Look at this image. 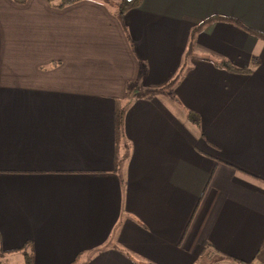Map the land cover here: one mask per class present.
<instances>
[{"label": "crops", "instance_id": "1", "mask_svg": "<svg viewBox=\"0 0 264 264\" xmlns=\"http://www.w3.org/2000/svg\"><path fill=\"white\" fill-rule=\"evenodd\" d=\"M118 2L0 0V264L263 260L264 38L207 22L158 88L264 0Z\"/></svg>", "mask_w": 264, "mask_h": 264}, {"label": "trees", "instance_id": "2", "mask_svg": "<svg viewBox=\"0 0 264 264\" xmlns=\"http://www.w3.org/2000/svg\"><path fill=\"white\" fill-rule=\"evenodd\" d=\"M16 1L17 2H22L24 0H16ZM45 1L48 2L50 5H52L54 7L61 8V7L65 6V5L69 4V3H72L75 0H45ZM140 2H141V0H119V2H118V11L121 13V12L125 11L128 8H132V7L138 6L140 4ZM215 20H226V21L229 20V21L233 22L234 24L238 25V27H240L244 31H246V32H248L250 34H255V35H257V36H259L261 38H264V34L258 33L255 30H253V29L241 24L235 18L224 17V16L223 17L222 16H210V17H207L203 21H201L200 23H198L197 25L192 27V29L190 31V37H189V40H188L187 49H186V51L184 53L183 62L181 63V65H180L178 71L176 72L175 76L171 80H169L163 87L158 88V90L162 91L165 88H168L170 90V88L175 84V82L179 79L181 74L187 68L188 59L190 57V52H191V49H192V46H193V38H194L193 36H194V34L196 32H198L205 23L212 22V21H215ZM217 64H219L221 66L224 65L225 67H227V68H229L231 70L237 69L236 67L231 65L228 61H220ZM240 70L247 71V69H240ZM168 95L171 98L175 99V96L173 95L172 92L169 91ZM121 121H122V111L118 110L117 117H116L117 129H119V127L121 125ZM30 258H31L30 255H26L25 256V263L26 264H30ZM251 262L252 261L247 262L245 264H249Z\"/></svg>", "mask_w": 264, "mask_h": 264}, {"label": "built area", "instance_id": "3", "mask_svg": "<svg viewBox=\"0 0 264 264\" xmlns=\"http://www.w3.org/2000/svg\"><path fill=\"white\" fill-rule=\"evenodd\" d=\"M249 264H264V259L263 260H261V261H252L251 263H249Z\"/></svg>", "mask_w": 264, "mask_h": 264}, {"label": "rangeland", "instance_id": "4", "mask_svg": "<svg viewBox=\"0 0 264 264\" xmlns=\"http://www.w3.org/2000/svg\"><path fill=\"white\" fill-rule=\"evenodd\" d=\"M100 1H106V2H108L110 5L112 4L113 5V3H115V1H117V0H100ZM119 1V0H118ZM118 5V4H117ZM116 10V9H115Z\"/></svg>", "mask_w": 264, "mask_h": 264}]
</instances>
